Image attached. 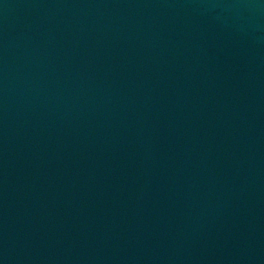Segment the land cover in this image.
Wrapping results in <instances>:
<instances>
[{"label": "water", "instance_id": "water-1", "mask_svg": "<svg viewBox=\"0 0 264 264\" xmlns=\"http://www.w3.org/2000/svg\"><path fill=\"white\" fill-rule=\"evenodd\" d=\"M0 264H264V0H0Z\"/></svg>", "mask_w": 264, "mask_h": 264}]
</instances>
